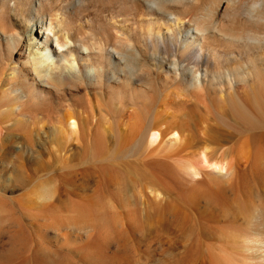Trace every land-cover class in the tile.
<instances>
[{
    "label": "bare ground",
    "instance_id": "bare-ground-1",
    "mask_svg": "<svg viewBox=\"0 0 264 264\" xmlns=\"http://www.w3.org/2000/svg\"><path fill=\"white\" fill-rule=\"evenodd\" d=\"M83 7L97 13L87 27L71 16ZM170 88L190 101L179 114L162 103ZM2 129L0 183L51 167L31 172L42 178L28 197L35 208L59 204L66 183L101 191L125 175L144 186L125 218L93 209L76 221L96 264H127L143 243L170 251L192 230L189 203L170 207L180 184L183 199L217 214L264 200V0H0ZM262 235L245 248L264 251Z\"/></svg>",
    "mask_w": 264,
    "mask_h": 264
},
{
    "label": "rangeland",
    "instance_id": "rangeland-1",
    "mask_svg": "<svg viewBox=\"0 0 264 264\" xmlns=\"http://www.w3.org/2000/svg\"><path fill=\"white\" fill-rule=\"evenodd\" d=\"M91 8L83 7L80 12L71 14L74 22L80 26H89L90 19H95L94 17L97 15L96 10ZM111 10L113 8L110 10L104 9L102 12L106 20L112 16L115 9ZM119 20L121 19L119 18ZM118 24L123 26L120 21ZM126 27L129 28L130 25H126ZM61 88L64 89L62 90L69 98L70 91L67 87L61 85ZM172 89L170 88L161 96L162 103H169L167 105L173 113H181L184 106L190 101L188 97L171 92ZM136 113L130 108L125 112L123 120L125 119L124 121H128L130 124L135 120ZM196 116L200 131H204L203 126L206 127L207 121L200 115ZM2 130H0V149L5 135V130ZM201 136L205 137L204 133L201 132ZM246 157L242 156L240 158L239 156L237 158V163L243 170L248 168L249 161ZM43 160L52 161L48 155L44 156ZM50 168L49 165L45 166L41 162L39 167L34 165L33 169L26 173L29 174L28 179L24 173V179L21 182L19 181L18 184L16 182L0 183V264H96L97 260L92 259L89 255L88 238L84 231L77 227L76 221L92 216L93 209L107 212L106 215L110 218H116L117 216L121 219L125 218L128 212L132 210L131 207L127 206L128 201L138 199L135 197L134 191L144 188L143 185L138 183L137 186L131 185L134 182L125 178V175H122L124 178H119V185L114 186V189L105 186L103 187L104 190L101 191L66 183L64 186L65 195L62 196L61 202L56 206L35 208L33 205H28V197L34 189L38 188L36 184L39 179L42 180V178L38 179L33 173L31 174V172L36 173L37 171L38 173L39 171V174H42ZM60 170V167H56L52 171L60 172ZM71 170L84 172L80 165H76L75 168L72 167ZM31 176L33 179L37 178L36 180L32 179V183H30ZM242 184L243 182H240L238 186L241 187ZM131 190L134 194L131 193ZM183 190H185V187L180 184L179 191L172 194L170 207L179 206L181 202L186 205L189 203V206H187L193 214L192 230L184 233L179 241L173 244L170 251H165L161 245L150 247L143 243L140 250L131 251L127 254L129 257L124 260L127 264H190L192 255L196 252L198 253L194 254L195 258L199 259L196 261L197 264H232V262L233 264L236 262L239 264H264V251L263 247L262 249L259 248V242L255 243L252 249L245 248L247 246L245 244L247 236L252 235L254 238H260L261 234H264V200L241 202L237 204L231 215H224L204 208L200 209L199 204L194 203L190 198L183 199L180 194ZM134 210H138L143 214L145 209ZM200 221L208 222L204 230H200L202 229L199 225ZM213 244L218 245L212 246ZM220 244L227 245L229 251H231L226 255H222L223 251L221 253ZM241 244H243L242 246L245 244V250H243ZM214 247H217L216 251L213 249ZM191 248H194L193 253ZM87 249H89V252ZM108 249L110 252L116 251L114 240L108 244ZM184 250H188V254H191L187 256V252L184 254ZM245 251L247 252L244 254ZM250 251H253V254ZM10 252H13L12 255ZM84 253H87L90 258L88 255L84 256ZM248 255L251 257H248ZM8 256L9 258L6 259ZM204 258L205 261H202L201 259Z\"/></svg>",
    "mask_w": 264,
    "mask_h": 264
}]
</instances>
